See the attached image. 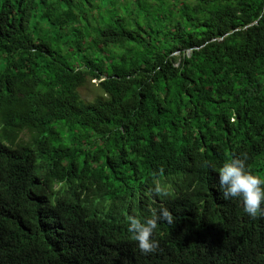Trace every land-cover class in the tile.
<instances>
[{
	"label": "trees",
	"instance_id": "trees-1",
	"mask_svg": "<svg viewBox=\"0 0 264 264\" xmlns=\"http://www.w3.org/2000/svg\"><path fill=\"white\" fill-rule=\"evenodd\" d=\"M245 155L264 176V0H0V264H264L216 190ZM161 208L143 254L127 217Z\"/></svg>",
	"mask_w": 264,
	"mask_h": 264
},
{
	"label": "clouds",
	"instance_id": "clouds-1",
	"mask_svg": "<svg viewBox=\"0 0 264 264\" xmlns=\"http://www.w3.org/2000/svg\"><path fill=\"white\" fill-rule=\"evenodd\" d=\"M18 132L16 138L21 140L24 144V129H12ZM216 190L220 193L221 198L229 200L237 204L244 216L250 219H258L257 217H264V176H258L252 173L247 167V156L242 158H233L229 162L223 164L222 167L217 168L215 172ZM59 187L66 185L58 184ZM93 188V185H92ZM172 187L168 190L164 187L155 188V193L168 194ZM88 195L91 199L92 192H83V195ZM221 214L220 209H209V214ZM167 222L169 225L174 223L173 214L167 208H161L158 213H153V218L142 221L140 218L134 216L127 217L128 232L131 233L132 239L137 242L140 251L143 254H149L157 250L158 242L154 238V232L157 229L158 222ZM255 228L256 230H253ZM253 236L250 240L249 248L254 242L264 241V236L260 231V225H255L247 231ZM173 240L171 243H175Z\"/></svg>",
	"mask_w": 264,
	"mask_h": 264
},
{
	"label": "rangeland",
	"instance_id": "rangeland-1",
	"mask_svg": "<svg viewBox=\"0 0 264 264\" xmlns=\"http://www.w3.org/2000/svg\"><path fill=\"white\" fill-rule=\"evenodd\" d=\"M80 96L82 100H85L87 102H90L94 100L97 96L101 95V92L99 88L97 87L96 81H87L83 87L79 89ZM17 140V138H16ZM59 185H55V188L58 189ZM156 187H160L162 190L164 189V186L161 183H157L155 187L153 188V191H155Z\"/></svg>",
	"mask_w": 264,
	"mask_h": 264
}]
</instances>
